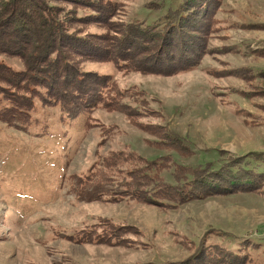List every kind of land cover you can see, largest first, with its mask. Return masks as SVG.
<instances>
[{"label":"rangeland","instance_id":"obj_1","mask_svg":"<svg viewBox=\"0 0 264 264\" xmlns=\"http://www.w3.org/2000/svg\"><path fill=\"white\" fill-rule=\"evenodd\" d=\"M114 1L112 32L138 21L154 25L180 2ZM210 20L208 52L193 70L161 75L84 62V70L110 76L113 85L102 105L76 118L45 104L43 93L23 113L0 94V264L177 261L212 229L248 238L249 264H264V188L172 207L129 194V173L151 160L159 159L164 181L175 183L176 165L219 167L230 155L264 151V0H222ZM33 36L22 44L43 42ZM0 60L25 68L16 56ZM171 132L180 140L172 142ZM116 158L123 160L111 166ZM254 164L264 170V161ZM114 228L119 234L100 242ZM206 241L233 245L211 232Z\"/></svg>","mask_w":264,"mask_h":264},{"label":"trees","instance_id":"obj_2","mask_svg":"<svg viewBox=\"0 0 264 264\" xmlns=\"http://www.w3.org/2000/svg\"><path fill=\"white\" fill-rule=\"evenodd\" d=\"M221 3L222 0H180L154 25L138 21L112 32L110 22L114 25L112 19L118 9L114 0H0V55L19 57L25 64L23 70H16L0 60V94L10 101L13 112L23 113L33 95L43 93L45 104L60 105L76 118L102 105L104 90L113 85L110 76L84 70L86 61H113L126 71L161 75L193 70L208 52V39L214 29L213 24L208 29L210 14ZM88 26H104L110 32L96 33ZM43 29L45 32H41ZM31 35L43 42L22 44L28 37L32 41ZM1 120L10 123L14 118ZM171 134L172 142L180 140L179 135ZM120 158L109 160L110 165L123 160ZM256 161H264V151L230 155L219 167L213 162L196 167L176 165L173 172L177 180L168 183L161 176L163 169L158 171L160 160H151L143 171L137 167L129 173L133 180L129 194L152 205L172 207L212 195L259 192L264 188V170L254 164ZM122 190L116 188V194ZM115 199L122 198L114 195L111 200ZM112 232L104 235L105 231L100 242L109 241L120 229ZM210 232L230 238L233 245L208 243ZM250 243L246 237L212 229L184 259L157 264H249L253 258L245 249Z\"/></svg>","mask_w":264,"mask_h":264}]
</instances>
